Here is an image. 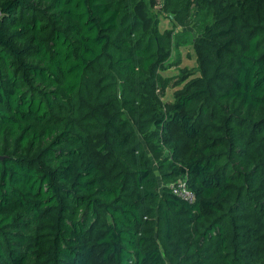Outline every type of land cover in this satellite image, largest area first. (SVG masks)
<instances>
[{"label": "trees", "instance_id": "1", "mask_svg": "<svg viewBox=\"0 0 264 264\" xmlns=\"http://www.w3.org/2000/svg\"><path fill=\"white\" fill-rule=\"evenodd\" d=\"M209 1L235 10L200 35L202 84L155 110V170L127 118L76 101L100 59L154 84L160 40L129 1L0 0V264H264V0Z\"/></svg>", "mask_w": 264, "mask_h": 264}, {"label": "rangeland", "instance_id": "2", "mask_svg": "<svg viewBox=\"0 0 264 264\" xmlns=\"http://www.w3.org/2000/svg\"><path fill=\"white\" fill-rule=\"evenodd\" d=\"M126 1L130 2L127 4L135 17L143 22L142 29L153 32L160 40L158 54L163 57L155 67L157 77L152 81L154 84L148 83L151 81H147V76L138 78L116 74L106 69L105 60L100 59L89 66L76 101L82 122L103 120L114 113L127 118L134 128L136 140L156 170L158 161L169 155L170 149H164L165 134L157 130L156 118L160 115L155 116V110L160 114L166 112L191 82L202 84L195 79L210 70L204 50L217 45L212 40H200V35L206 24L235 9L222 3L220 5L224 7H218L209 0ZM154 104L157 108L149 107ZM95 132L91 131L90 135ZM105 136V133H100L94 140ZM100 146L102 154L113 164L110 143L94 145L95 148ZM160 146V151L155 150ZM96 260L93 264H101Z\"/></svg>", "mask_w": 264, "mask_h": 264}, {"label": "built area", "instance_id": "3", "mask_svg": "<svg viewBox=\"0 0 264 264\" xmlns=\"http://www.w3.org/2000/svg\"><path fill=\"white\" fill-rule=\"evenodd\" d=\"M171 192L179 198L192 203L195 199L194 192L188 188L185 179L178 180L170 185Z\"/></svg>", "mask_w": 264, "mask_h": 264}]
</instances>
